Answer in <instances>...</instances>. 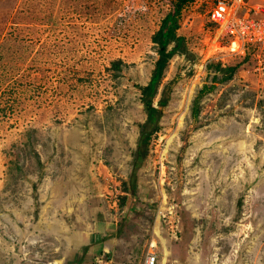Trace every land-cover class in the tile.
I'll list each match as a JSON object with an SVG mask.
<instances>
[{
	"label": "rangeland",
	"instance_id": "obj_1",
	"mask_svg": "<svg viewBox=\"0 0 264 264\" xmlns=\"http://www.w3.org/2000/svg\"><path fill=\"white\" fill-rule=\"evenodd\" d=\"M175 2L0 0V264H264V46L231 51L214 0L181 10L190 55L164 69L132 187ZM210 63L237 71L193 117Z\"/></svg>",
	"mask_w": 264,
	"mask_h": 264
},
{
	"label": "trees",
	"instance_id": "obj_2",
	"mask_svg": "<svg viewBox=\"0 0 264 264\" xmlns=\"http://www.w3.org/2000/svg\"><path fill=\"white\" fill-rule=\"evenodd\" d=\"M193 0H176L172 12L168 13L162 20L159 28L152 34L151 42L155 47L158 58L151 78L146 86L139 87L141 102L143 103L146 114L145 121L139 127V137L136 150L133 154L132 172L130 181L132 187L135 182L137 170L141 167L147 155L148 142L151 136L158 130V123L161 110L154 106L153 100L157 94V86L160 83L163 72L169 60L176 54L189 56L183 37L177 34L179 29V16L181 10ZM172 46L170 49L169 47ZM112 66H125L121 60L111 62ZM121 70V67H118ZM237 71V66H224L220 63H210L207 66L206 80L202 87L197 91L192 101L191 114L197 117L199 113V103L201 98L213 91L216 87L232 79ZM211 77L208 81L207 78ZM166 99L159 102V106L166 105Z\"/></svg>",
	"mask_w": 264,
	"mask_h": 264
},
{
	"label": "built area",
	"instance_id": "obj_3",
	"mask_svg": "<svg viewBox=\"0 0 264 264\" xmlns=\"http://www.w3.org/2000/svg\"><path fill=\"white\" fill-rule=\"evenodd\" d=\"M255 0H214L209 22L229 40V49L243 53L249 46H264V6ZM144 264H156L148 252Z\"/></svg>",
	"mask_w": 264,
	"mask_h": 264
},
{
	"label": "crops",
	"instance_id": "obj_4",
	"mask_svg": "<svg viewBox=\"0 0 264 264\" xmlns=\"http://www.w3.org/2000/svg\"><path fill=\"white\" fill-rule=\"evenodd\" d=\"M260 5H262V4H260ZM263 6V5H262ZM61 190H63V191H65L66 190V188H64V187H61ZM49 229H51L50 227H49ZM109 244H106L105 246H108ZM94 255V254H93ZM57 264H59V263H57Z\"/></svg>",
	"mask_w": 264,
	"mask_h": 264
},
{
	"label": "clouds",
	"instance_id": "obj_5",
	"mask_svg": "<svg viewBox=\"0 0 264 264\" xmlns=\"http://www.w3.org/2000/svg\"><path fill=\"white\" fill-rule=\"evenodd\" d=\"M208 17H209V15H208ZM213 25V24H212ZM214 26V25H213ZM215 27V26H214Z\"/></svg>",
	"mask_w": 264,
	"mask_h": 264
},
{
	"label": "bare ground",
	"instance_id": "obj_6",
	"mask_svg": "<svg viewBox=\"0 0 264 264\" xmlns=\"http://www.w3.org/2000/svg\"><path fill=\"white\" fill-rule=\"evenodd\" d=\"M244 52V51H243Z\"/></svg>",
	"mask_w": 264,
	"mask_h": 264
}]
</instances>
